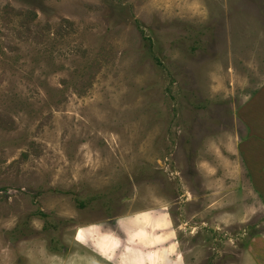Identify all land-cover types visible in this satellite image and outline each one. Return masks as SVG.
Returning a JSON list of instances; mask_svg holds the SVG:
<instances>
[{
  "label": "rangeland",
  "instance_id": "obj_1",
  "mask_svg": "<svg viewBox=\"0 0 264 264\" xmlns=\"http://www.w3.org/2000/svg\"><path fill=\"white\" fill-rule=\"evenodd\" d=\"M80 252L264 264V0H0V264Z\"/></svg>",
  "mask_w": 264,
  "mask_h": 264
},
{
  "label": "crops",
  "instance_id": "obj_2",
  "mask_svg": "<svg viewBox=\"0 0 264 264\" xmlns=\"http://www.w3.org/2000/svg\"><path fill=\"white\" fill-rule=\"evenodd\" d=\"M239 193H241V192L239 191ZM239 196H240L239 194L234 193V196L232 197V199H230V201L233 202L235 199L238 200ZM255 196L258 197L257 194ZM260 201H261V199H260ZM260 201L258 200L259 203H261ZM220 217L223 218V215H220ZM157 225L158 226L161 225L162 228L165 227L164 223H162L161 221H158ZM142 234L143 235H141V236L145 235V233H142ZM161 238H164V237H161ZM255 238L261 240V237L257 236ZM134 239L138 240L139 237L136 236V237H134ZM261 241H263V240H261ZM46 259L49 260L50 262H54L55 264H96V261H98V259L96 258L95 254L87 255L84 252H80V253H78V254H76L74 256H65V257L59 256L57 254L46 253Z\"/></svg>",
  "mask_w": 264,
  "mask_h": 264
}]
</instances>
